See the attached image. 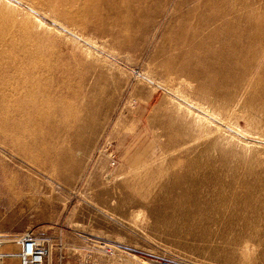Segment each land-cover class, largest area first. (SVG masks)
Masks as SVG:
<instances>
[{
  "label": "rangeland",
  "instance_id": "374dc122",
  "mask_svg": "<svg viewBox=\"0 0 264 264\" xmlns=\"http://www.w3.org/2000/svg\"><path fill=\"white\" fill-rule=\"evenodd\" d=\"M22 1L46 15V25L59 20L96 49L90 57L20 11L52 68L31 89L39 100L19 103L0 87V241L33 230L49 242V264H262L247 263L238 249L249 240L264 255V0H224L238 18L235 42L221 21L210 52L174 64L169 49L200 26L180 27L193 8L186 0ZM144 77L248 139L219 131ZM172 185L184 186L176 193L187 199H232L230 214L250 226L236 227L232 246L159 228L149 209L171 197Z\"/></svg>",
  "mask_w": 264,
  "mask_h": 264
},
{
  "label": "bare ground",
  "instance_id": "6f19581e",
  "mask_svg": "<svg viewBox=\"0 0 264 264\" xmlns=\"http://www.w3.org/2000/svg\"><path fill=\"white\" fill-rule=\"evenodd\" d=\"M75 2L77 3V0ZM220 2H221L222 9L221 10L218 9V11H215L213 7L216 4H219ZM43 3H45V0L43 1ZM99 3L101 4V2ZM190 4H193V8L192 9L190 8L191 10L186 15L180 16L177 21L178 23H183L180 26L181 28L185 27L184 22L187 23V22H190L191 20L195 22H199L200 26H197V29L191 32L192 34L189 36V38L183 39V40L181 39V41L178 42L175 48L169 49L168 58H169V62L172 64H174L178 60L190 58L191 55L202 53L204 52V49H206L204 53L210 52V49L208 48L207 45L211 44L214 40L217 39V38L214 39V37H212L210 34L212 33V31L218 28L217 26L219 25L218 24L219 22L222 21L225 23L224 27L228 30L230 34L234 32V30H236L238 27L237 25L238 18L235 17L234 11L229 10L227 8L224 0L223 1L222 0H186L184 2V5H190ZM53 6H57V5H53ZM98 7H101V6H98ZM20 11L25 12V14H30L31 16H33L36 22V26H35L36 29L38 27L52 28L57 33L69 38L78 47L84 48L85 51L87 52V55L90 57L94 56L93 55L95 54L94 49L96 48L95 46H93L91 42L85 40L81 35H79L78 32L70 31L65 26L59 24L58 23L60 22L59 20H57L58 22L51 20L54 23V25H57L55 27L54 26L51 27V25L50 26L46 25V23L41 18L43 14L37 11L31 5H28L27 3L23 2L22 0H0V87L1 88L3 87V90L5 89L4 87L9 88L11 91L12 99L16 101L20 99V101L22 100L23 102H25L23 99H30V100L37 99V96L33 94V91L31 89L33 87H38L39 85H41V81L44 79L42 77H44L47 74V71H49L52 67L48 64V62L44 60L43 54L41 53V51H39L40 49L39 50L36 49L39 38L37 36L31 35V32H29L30 26L25 20H20L19 18L21 16ZM86 11H88V9ZM79 13H82V12H79ZM77 15L78 14H76V16ZM43 16L47 18L46 15H43ZM64 20L65 19H63V21ZM92 20H94V17ZM94 22H96V20H94ZM83 25H84V22H83ZM224 32L226 33V31ZM220 33L223 34L222 31H220ZM195 35L199 36V41L193 44L191 43V40L195 37ZM229 36H230V40H229ZM229 36L227 37V39L230 42L231 41L235 42V40L237 39L236 33H232ZM186 41H189V43L187 44ZM216 41L218 42V40ZM174 52H177V56H178L177 58L174 57V54H175ZM212 52L213 51H211V53ZM238 60H240V58H238ZM187 69L189 73L190 68H187ZM171 76L173 77L172 74ZM144 78L150 81L149 83H152V85H155V87L159 89L162 88L167 94L179 100V104L181 107L186 108L190 112H194V113L197 112L196 114H198V116H200V118L203 119L205 122L216 125L219 131H225V130L230 131L232 138L238 139L240 141H242L243 139H248L246 133H244L240 129H234L230 127L227 124V122L225 123L215 113L209 111L208 109L203 108L201 105H199V103H194L187 96H184L183 94L176 93V92H169V90H167L161 85L156 84L149 78H146V77ZM173 81H175L174 77L170 80V83H172ZM186 85L191 88V85L189 83H186ZM39 91L41 92V90ZM4 95L7 97L5 93ZM1 98H3L4 100V97H1ZM258 142L264 143V140H258ZM172 187H173V190L170 192V196L173 197L171 199L172 201L170 200L171 197L163 196L161 199L158 198L162 203H164L161 207L152 206L149 209L152 217L157 220V223L156 222L155 223L156 225H158L159 228L169 230L170 233H172L173 235H181L184 237L190 236L193 238V240H199V239L200 241L211 240L210 243H215V244L222 243L225 246H232V245H236L237 243V240L235 238L231 239L230 237L231 235H233L234 232H237L235 230L236 227L237 226L239 227L240 226H245V227L250 226L248 221L242 216L241 217L238 216L235 218L230 214L232 199L231 200L225 199L224 198L225 196L223 195H221L220 197H216V200H214L213 198L212 200L211 196H205L204 198L187 199L183 197L182 195L179 196V194L176 193V189L178 188L182 189L184 186L178 185L174 187L172 185ZM213 187H215V185H213ZM151 196L153 195L151 194ZM218 199L222 200L223 202H221ZM143 216H144V212L142 210L139 211L138 217L140 218ZM225 234L226 235L230 234L229 238L228 237L223 238V235ZM219 237L221 239H218ZM15 241L17 240L16 239L15 240H5L2 242L10 243V242H15ZM220 252L225 253L223 250L222 251L220 250ZM238 252H240L242 259L245 260L247 263H252L255 260H257V261H260L262 264H264V255L262 257L257 256V246L251 244L249 240H246L242 243V245L238 249ZM144 264H147V263H144Z\"/></svg>",
  "mask_w": 264,
  "mask_h": 264
},
{
  "label": "built area",
  "instance_id": "2783aa9c",
  "mask_svg": "<svg viewBox=\"0 0 264 264\" xmlns=\"http://www.w3.org/2000/svg\"><path fill=\"white\" fill-rule=\"evenodd\" d=\"M10 247V251H5ZM51 251L47 239L33 230L22 233L15 242L0 241V264L16 260L19 264H49ZM152 264H190L185 260H158Z\"/></svg>",
  "mask_w": 264,
  "mask_h": 264
},
{
  "label": "crops",
  "instance_id": "0c3cea01",
  "mask_svg": "<svg viewBox=\"0 0 264 264\" xmlns=\"http://www.w3.org/2000/svg\"><path fill=\"white\" fill-rule=\"evenodd\" d=\"M14 262H15V264H19V262H18V261H16V260H14Z\"/></svg>",
  "mask_w": 264,
  "mask_h": 264
}]
</instances>
